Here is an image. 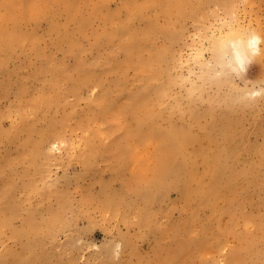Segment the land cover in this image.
Returning <instances> with one entry per match:
<instances>
[{"label": "rangeland", "instance_id": "1", "mask_svg": "<svg viewBox=\"0 0 264 264\" xmlns=\"http://www.w3.org/2000/svg\"><path fill=\"white\" fill-rule=\"evenodd\" d=\"M10 1L0 0V31L13 36L0 39V193L8 216L18 215L0 230V264H264V54L239 74L223 72L212 49L238 24L264 39V0ZM134 42L145 58L166 53L163 102L173 110L160 126L199 137L210 127L227 138L217 197L164 186L148 201L134 192L152 174V161L136 167L137 139L80 160L100 123L95 100L122 103L120 91L136 79L125 66L130 46L121 47ZM126 122L134 125L127 115L122 129ZM210 167L199 157L197 180L209 183Z\"/></svg>", "mask_w": 264, "mask_h": 264}, {"label": "bare ground", "instance_id": "2", "mask_svg": "<svg viewBox=\"0 0 264 264\" xmlns=\"http://www.w3.org/2000/svg\"><path fill=\"white\" fill-rule=\"evenodd\" d=\"M153 2L154 0H150L148 5H152ZM9 3L15 6L17 0H11ZM179 9L183 10V7L180 6ZM145 35H148V33ZM12 37L11 34H4L0 31V39ZM134 38L135 36L130 42ZM125 45L130 46L125 48V66L132 65L136 68V79L128 80L129 84L120 91L118 96L123 100L122 103L117 100L111 101L106 96L95 100L94 106L98 107L100 123L93 128L92 137L87 140L85 151L80 154V160L85 164L89 163L94 148L105 149L106 153H110L113 151L114 146L120 145L117 143L132 142L137 139L141 148L134 153L136 167L141 172H144L148 167V163L152 161L148 169L152 174L148 177L147 187L144 189L140 186H135L134 192H138L148 201L155 197L152 194L153 191L164 186H167L168 189L183 188L184 194L188 197L194 192H197L203 200L210 199L212 196L217 197L219 195V185L227 178L228 153L226 150H229V147L225 145L227 138L223 136V140L221 139L222 141L220 140V142L218 137L209 131L210 127L207 128L204 137H199L191 127L183 128L173 125L167 129L162 128L160 121L165 117V112L173 110V108H169L163 102V99L170 95L171 83L168 76L166 80H162V76L165 74L163 67L167 68L163 66V55H166V53L159 51L158 54L145 58L139 42L132 44L122 43L121 47L123 48ZM212 49L216 61L223 65V72L235 70L241 74L254 56L264 54V39L256 33H251L241 28V25L238 24L235 30L231 29L221 36L219 41L214 42ZM212 71L213 74L210 81L217 84V86H221L220 74L222 72H217L214 69ZM55 79H57L59 84L64 80L63 77ZM83 80V85H87L91 81L89 76H85ZM135 83L139 84V88L136 91L133 89ZM190 95L191 93L188 94V96ZM195 99L197 97L193 95L191 98L192 115L194 120H199L201 114L197 110L198 106ZM220 99L228 98L220 96ZM213 101L214 98H210V103ZM228 101L233 104V99H228ZM236 102L238 104L236 103L235 105H246L243 104L242 100L237 99ZM127 115L134 121V125H129L126 122L124 123L126 127L122 129V120ZM45 137V135L42 136L41 140L36 142V152ZM210 142L211 145L207 147V143ZM213 143H216V148L211 147ZM190 147H193V150L188 154L187 150ZM199 157H203L211 166L210 175L212 179L207 184H204L202 179L197 180V175L194 172V165ZM195 181L198 186L197 190L193 186ZM131 189L133 188L131 187ZM6 210V195L0 193V230L10 224L12 217L18 215L16 210L9 217ZM56 218L55 216L53 219ZM31 221L33 220L30 217L26 224ZM14 257L21 258V254Z\"/></svg>", "mask_w": 264, "mask_h": 264}]
</instances>
